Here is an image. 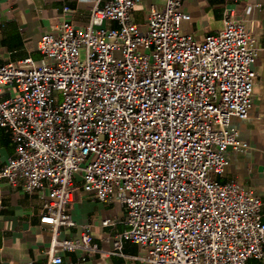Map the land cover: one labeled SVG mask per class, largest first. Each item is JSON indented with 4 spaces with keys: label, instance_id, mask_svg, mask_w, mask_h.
Wrapping results in <instances>:
<instances>
[{
    "label": "built area",
    "instance_id": "built-area-1",
    "mask_svg": "<svg viewBox=\"0 0 264 264\" xmlns=\"http://www.w3.org/2000/svg\"><path fill=\"white\" fill-rule=\"evenodd\" d=\"M139 1L93 0L85 26L66 5L57 30L40 38L45 59L0 63V127L15 144L0 178L44 196L48 264L100 250L88 225L62 236L77 225V176L88 195L122 208L114 253L129 240L142 264L264 260L263 200L216 177L230 149L249 148L232 120L252 108L258 47L238 0L203 40L184 29L183 0L150 6L145 26L132 16Z\"/></svg>",
    "mask_w": 264,
    "mask_h": 264
},
{
    "label": "crops",
    "instance_id": "crops-1",
    "mask_svg": "<svg viewBox=\"0 0 264 264\" xmlns=\"http://www.w3.org/2000/svg\"><path fill=\"white\" fill-rule=\"evenodd\" d=\"M184 10L191 16L183 23L186 31L203 40L209 33L223 28V14L228 0H183ZM93 0H0V63L17 62L24 58L35 61L45 59L38 48L41 36L57 30L64 18V7L73 11L70 20L85 26L91 16ZM163 0H140L133 10V20L145 26L150 6L163 7ZM237 17L244 20L251 30L258 47L254 64L257 72L253 105L248 118H233L240 138L249 148L243 152L230 149L229 164L224 174L217 175L222 182L235 180L263 200L264 212V0H238ZM106 24L118 26L117 22ZM9 92H5L7 96ZM15 154V144L10 133L0 127V171ZM73 192L71 213L77 225L62 231V236L79 235L84 225L91 228L100 250L92 254L84 250L65 251L61 255L69 264H142L136 258L140 247L125 240L123 255L114 253V240L127 225L119 204L106 203L88 195L82 187L81 177ZM44 196L27 193L23 181L13 186L0 178V264H48L47 249L52 232L49 225L40 220ZM106 218L115 220L114 225L103 226ZM248 264H264V260L251 258Z\"/></svg>",
    "mask_w": 264,
    "mask_h": 264
}]
</instances>
